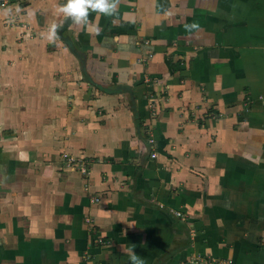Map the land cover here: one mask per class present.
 Returning <instances> with one entry per match:
<instances>
[{
    "label": "crops",
    "instance_id": "0c3cea01",
    "mask_svg": "<svg viewBox=\"0 0 264 264\" xmlns=\"http://www.w3.org/2000/svg\"><path fill=\"white\" fill-rule=\"evenodd\" d=\"M18 1L0 11V264H130L133 246L264 264V0H120L87 28L67 0Z\"/></svg>",
    "mask_w": 264,
    "mask_h": 264
},
{
    "label": "clouds",
    "instance_id": "9594fccd",
    "mask_svg": "<svg viewBox=\"0 0 264 264\" xmlns=\"http://www.w3.org/2000/svg\"><path fill=\"white\" fill-rule=\"evenodd\" d=\"M120 0H67L66 4L58 6L57 15H63L70 18L71 21L81 27L87 28L90 24L89 16L91 12H95L104 16H114L117 13ZM7 14V13H6ZM62 25L52 23L47 30V40L55 44L59 41V31ZM191 28H198L199 25L192 24ZM131 247L127 251L130 264H144V260Z\"/></svg>",
    "mask_w": 264,
    "mask_h": 264
},
{
    "label": "rangeland",
    "instance_id": "374dc122",
    "mask_svg": "<svg viewBox=\"0 0 264 264\" xmlns=\"http://www.w3.org/2000/svg\"><path fill=\"white\" fill-rule=\"evenodd\" d=\"M1 1V0H0ZM3 1V0H2ZM20 2L18 1V0H10L9 1V3L8 4H6L5 6H3V7H0V11L1 10H7V11H9V9H11V7H13L14 5L15 6H17L18 4H19ZM0 20H2V17L0 18ZM4 20H5V18H4ZM6 132V134L8 133L7 132V130H3L1 127H0V144H2V141H3V139H4V136H3V134ZM69 157H74L75 158V156H71V155H69V154H65V153H62V154H59V159L60 160H62V162L65 164H68V158ZM81 160H83V163L86 165V163H87V159L86 158H83V159H81ZM78 164V163H77ZM79 165V164H78ZM78 165H76L75 166V168H81L80 166H78ZM80 170V169H79ZM81 171V170H80Z\"/></svg>",
    "mask_w": 264,
    "mask_h": 264
},
{
    "label": "built area",
    "instance_id": "2783aa9c",
    "mask_svg": "<svg viewBox=\"0 0 264 264\" xmlns=\"http://www.w3.org/2000/svg\"><path fill=\"white\" fill-rule=\"evenodd\" d=\"M9 1L10 0H1L0 1V7H3V6H5L6 4H8L9 3ZM263 102H264V100H263ZM150 141V140H149ZM153 157L155 156L154 154L152 155ZM79 165H78V164ZM67 165H78V166H80L81 168H79L80 170H84V163H83V160H81V159H77V158H74V157H69L68 158V164ZM96 200V199H95ZM85 222L86 223H88V224H90V220L89 219H86L85 220ZM99 244H102L103 243V240L101 239V238H97V240H96ZM214 264H231L229 261H224V260H221V261H214Z\"/></svg>",
    "mask_w": 264,
    "mask_h": 264
}]
</instances>
